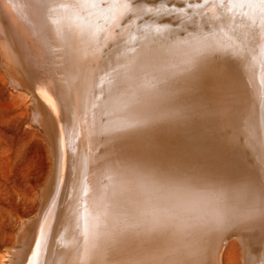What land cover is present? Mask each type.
<instances>
[{
	"label": "bare ground",
	"instance_id": "1",
	"mask_svg": "<svg viewBox=\"0 0 264 264\" xmlns=\"http://www.w3.org/2000/svg\"><path fill=\"white\" fill-rule=\"evenodd\" d=\"M187 1L173 12L174 25L153 17L136 30L129 26L139 7L159 3L104 0L91 17L93 36L78 27L73 10L49 13L38 10L36 0H0L3 73L29 96L51 159L35 214L20 225L8 264H29L30 258L36 264H219L231 232L241 243L243 264L264 259L259 227L241 222L259 211L253 192L264 175L261 19L219 9L222 18L213 20L211 4L228 0H208L205 8H188ZM121 3L129 7L117 26L111 21ZM117 30L123 37L111 41ZM193 32L213 33L214 50L201 53ZM216 68L227 72L224 99L192 87ZM114 137L127 148L119 156L111 151ZM158 146L197 163L190 173L194 199L177 204L149 185L154 174L143 161Z\"/></svg>",
	"mask_w": 264,
	"mask_h": 264
},
{
	"label": "rangeland",
	"instance_id": "2",
	"mask_svg": "<svg viewBox=\"0 0 264 264\" xmlns=\"http://www.w3.org/2000/svg\"><path fill=\"white\" fill-rule=\"evenodd\" d=\"M187 2L191 4L192 0ZM148 3L149 5L159 3V5L139 7V13L133 17L134 24L129 26L132 27L131 29H140L153 17L157 19V23L164 19V23L174 25L173 12L183 6L184 0H149ZM125 19L122 20V26L125 25ZM118 33L117 30L110 40L121 39L123 35ZM1 69L2 66L0 67V264H8L10 261L8 250H12L13 243L15 244L20 225L35 214L38 191L47 177L51 159L42 128L39 129L41 125L37 113H34V106L29 96L21 88H14ZM229 235H227L229 238L225 237L226 243L224 242L223 249H220L219 264H243L241 243L234 232Z\"/></svg>",
	"mask_w": 264,
	"mask_h": 264
},
{
	"label": "snow or ice",
	"instance_id": "3",
	"mask_svg": "<svg viewBox=\"0 0 264 264\" xmlns=\"http://www.w3.org/2000/svg\"><path fill=\"white\" fill-rule=\"evenodd\" d=\"M117 0H113L115 5ZM208 0H204V3L193 5L188 4V8H205ZM17 6L18 5H14ZM104 6V0H83L81 3H63L58 2V0H36V7L40 11L47 10L49 13L56 11V8H63L66 10H73L76 17H79L82 22L78 27L85 33H89L93 36L97 35V29L95 27V22L91 19L96 12L94 10H100ZM120 7L122 11L119 17H114L111 21L114 25H119V21L123 18L127 11L129 5L127 3H121ZM219 9H225L230 16H240L244 20H248L253 14L259 15L261 19V39L264 40V0H228V3L213 2L211 7L208 9L213 13L211 19L222 18L223 13L218 12ZM173 11V10H168ZM180 12H184V9H180ZM159 12V10H158ZM81 13H84L83 15ZM203 15V13H201ZM191 20L188 17L187 20H182L181 23H187ZM199 27V25L197 26ZM100 31H103L101 29ZM154 32H161L160 27L153 28ZM219 31L223 32L224 29L221 28ZM193 40H196L201 44V53L214 50V46L209 42V37L214 35L209 33L208 36L200 35L198 32H193L189 34ZM231 37L229 36V39ZM135 40V37H133ZM197 62L196 58L189 61L188 67L184 69L186 73H191L192 68ZM115 71V70H113ZM111 83V81H110ZM179 87V85H177ZM198 91H205L211 93L221 99H224L227 95L229 89V83L227 79V72L224 68H216L212 70L211 77L207 81H200L195 85H192ZM261 117H260V147L264 150V87L261 89ZM99 99V97H97ZM136 127H147L148 122H138ZM116 131H120L116 129ZM111 151L114 155L119 156L120 154L127 151L125 145L119 142L118 138H113L111 141ZM144 164L152 169L154 174L153 178L148 181L149 185L154 188L156 192L161 193L166 197L174 198L177 204L184 203L194 199L197 195L195 190V177L190 175L194 169L197 168V163L190 158H186L183 155L175 154L169 152L163 146H158L151 156L143 161ZM189 177L185 180L183 177ZM254 197H258L259 201V211L253 210L247 213L242 218V223L253 222V226H258L262 237H264V175L258 177V191L253 192ZM157 223L162 222L157 218ZM37 246L40 244V239L37 237ZM261 248L264 250V239H262ZM37 251L34 248L32 251V256L35 257ZM29 264H36V261L32 258L29 259ZM129 264H159L158 260H153L151 262L129 261ZM260 264H264V259H261Z\"/></svg>",
	"mask_w": 264,
	"mask_h": 264
}]
</instances>
